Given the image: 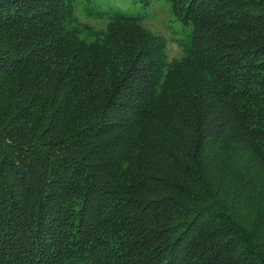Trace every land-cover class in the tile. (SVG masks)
<instances>
[{"label": "trees", "instance_id": "trees-1", "mask_svg": "<svg viewBox=\"0 0 264 264\" xmlns=\"http://www.w3.org/2000/svg\"><path fill=\"white\" fill-rule=\"evenodd\" d=\"M165 1L0 0V264H264V0Z\"/></svg>", "mask_w": 264, "mask_h": 264}, {"label": "rangeland", "instance_id": "rangeland-1", "mask_svg": "<svg viewBox=\"0 0 264 264\" xmlns=\"http://www.w3.org/2000/svg\"><path fill=\"white\" fill-rule=\"evenodd\" d=\"M105 2L112 4L115 8L123 10L125 13L135 16L149 17L144 19V25L149 27L154 32L165 34L168 39L167 54L168 58L178 57L181 54L179 47L173 42L171 35L174 33L173 28H168L167 21L170 19L169 4L165 0H156L148 6H142L139 2L132 0H98L97 4L102 5ZM105 16V15H104ZM79 18L84 22H90L96 26H103V23L93 20L86 15H79ZM174 37V36H173Z\"/></svg>", "mask_w": 264, "mask_h": 264}]
</instances>
